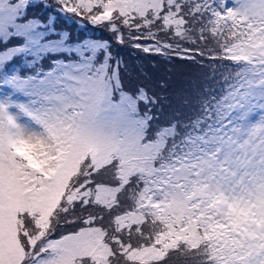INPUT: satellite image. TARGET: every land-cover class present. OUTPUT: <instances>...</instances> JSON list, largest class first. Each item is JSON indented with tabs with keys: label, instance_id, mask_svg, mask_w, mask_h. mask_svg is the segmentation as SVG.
Here are the masks:
<instances>
[{
	"label": "snow or ice",
	"instance_id": "obj_1",
	"mask_svg": "<svg viewBox=\"0 0 264 264\" xmlns=\"http://www.w3.org/2000/svg\"><path fill=\"white\" fill-rule=\"evenodd\" d=\"M0 264H264V0H0Z\"/></svg>",
	"mask_w": 264,
	"mask_h": 264
},
{
	"label": "trees",
	"instance_id": "obj_2",
	"mask_svg": "<svg viewBox=\"0 0 264 264\" xmlns=\"http://www.w3.org/2000/svg\"><path fill=\"white\" fill-rule=\"evenodd\" d=\"M52 2V0H50ZM87 24V21L83 22ZM58 27L67 29L72 32L73 36H92L94 38L107 37V33L100 30H94L91 26L88 28L78 27L71 22L64 23L61 21ZM115 51L119 53L122 62L128 65L140 66L142 67V73H137L135 78L133 73L131 77L127 74V79L131 84L146 83L144 76L147 75L150 78V84L152 87L159 82L160 78L167 76L170 78L173 85V92L178 91L181 87L185 86L186 83L199 75V69L195 68L193 65L188 63H176L174 64H164L160 59H154L152 57H147L145 54L141 53L139 50L134 49L127 44L117 45ZM154 59V60H153ZM153 60V61H152ZM128 69L126 68V71ZM170 70V71H169Z\"/></svg>",
	"mask_w": 264,
	"mask_h": 264
},
{
	"label": "rangeland",
	"instance_id": "obj_3",
	"mask_svg": "<svg viewBox=\"0 0 264 264\" xmlns=\"http://www.w3.org/2000/svg\"><path fill=\"white\" fill-rule=\"evenodd\" d=\"M154 60V59H153ZM152 60V61H153ZM12 63H16V61L14 60ZM126 68L128 69L127 70V74H129L131 77H135V78H138L137 76H136V74L137 73H142V67H140V66H134V65H128V66H126ZM131 73H133V76L131 75ZM128 78V77H127Z\"/></svg>",
	"mask_w": 264,
	"mask_h": 264
}]
</instances>
